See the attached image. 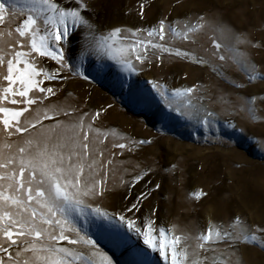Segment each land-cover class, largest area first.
Segmentation results:
<instances>
[{
  "label": "rangeland",
  "instance_id": "obj_1",
  "mask_svg": "<svg viewBox=\"0 0 264 264\" xmlns=\"http://www.w3.org/2000/svg\"><path fill=\"white\" fill-rule=\"evenodd\" d=\"M88 3L91 7L86 14L98 29L97 35H108L119 28L126 37L116 42L119 47L151 40L173 49V54L149 45L145 63L136 61L133 53L136 70L127 72L103 50H85L81 30L70 26L71 36L64 43L65 58L88 79L65 69L61 76L67 79L44 82L43 86L53 87L56 92L45 103L60 105L69 112L79 110L73 117L61 119L99 112L94 128L114 133L105 141L115 153V156L105 154L106 159L113 160L107 165L112 169L107 191L86 200L93 208L109 213L112 219L90 215L85 224V219L79 218L82 234L95 240L97 249L110 257L112 264H143L145 260L149 264H166L159 251H153L144 244L142 236L119 222L123 214L142 227V222L146 224L151 219L157 246L160 228L166 229L168 239L183 237L179 247H187L190 261L196 258L199 264H264V231H259L264 229V79L250 81L249 73L232 61L221 69L222 75L209 64L195 62L203 57L215 65L224 64L211 53L229 55L226 47L235 40L227 37L234 33L242 41L237 45L239 52L255 66L256 72L264 75V0H88ZM200 16L208 23L193 37L195 43L168 31L169 28L180 31L184 24H195ZM24 18L20 17L18 22ZM161 21L165 39L148 37L147 32L158 29ZM213 24L223 25L228 31L224 36L213 33L210 27ZM15 26L0 25V30L9 27L14 30ZM213 39L226 47L216 50ZM176 49L191 55L178 57L174 54ZM137 51L143 54V45ZM37 59L49 71L58 68L50 58ZM150 82L163 85L169 95L178 88L195 89L190 94V103L188 98H176L173 108L187 106L193 112L198 110L200 115L211 111L214 118L206 127L197 119L173 111ZM253 97L254 103L246 105ZM247 107L254 111L249 113ZM88 122L85 118V123ZM141 140L150 143L140 144ZM115 142L128 147L112 149ZM137 176H142L138 182ZM197 192L204 195L197 199L194 195ZM141 193H147V198L142 200L139 211L128 213L126 207ZM203 221L207 222V228H203ZM209 227L236 233L247 229V235L254 234L261 242L247 243L242 237L228 242L218 240L215 234L213 242L198 241L197 237ZM198 243H205V248H198ZM58 246L88 254V248L82 244L73 246L62 241ZM194 252L199 256L193 257Z\"/></svg>",
  "mask_w": 264,
  "mask_h": 264
},
{
  "label": "snow or ice",
  "instance_id": "obj_2",
  "mask_svg": "<svg viewBox=\"0 0 264 264\" xmlns=\"http://www.w3.org/2000/svg\"><path fill=\"white\" fill-rule=\"evenodd\" d=\"M90 7L88 0H71L67 4H62L61 0H0V25H16L14 30L10 27L0 30V264H112L111 258L97 249L96 241L86 233L82 234L78 220L84 218L87 224L90 215L109 221L112 219L109 213L99 207L93 208L86 200L102 196L107 191L108 175L112 171L107 165H111L113 160L106 159L105 154L115 156V153L105 141L114 133L94 128L93 122L99 117V112L95 115L85 112L71 119H61L73 117V113L79 110L69 112L60 105L45 103L56 92L53 87L43 85L45 81L67 79L61 76L65 69L88 79L65 58L64 43L71 36L70 26L81 30L85 50H103L127 72L136 70L133 53L134 59L143 64L147 60L149 45L169 54H173V49L151 40L117 46L118 40L126 39L121 35V29L116 28L108 35H97L98 29L86 14ZM81 9L85 12L82 13ZM20 17L26 18L18 22ZM207 23L200 16L195 24H184L180 31L171 28L168 31L195 43L193 37ZM210 27L213 33L220 32L221 36L228 31L220 24ZM165 34L163 21L158 29L147 32L148 37L159 36L160 40L165 39ZM227 38L235 40V43L226 47L213 39V44L216 50L226 47L229 55L219 54L218 51L211 53L224 64L215 65L203 57H198L195 62L209 64L214 72L222 75L221 69L232 61L249 73L250 81L264 79V75L256 72L255 66L239 52L237 45L242 42L240 37L232 33ZM140 45H143V54L137 51ZM174 54L185 58L191 55L179 49ZM37 57L50 58L58 68L54 72L47 70ZM150 83L157 94L168 102V106L182 116L197 119L206 127L214 118L211 111L200 115L198 110L193 112L187 106L173 108L176 98H188L190 103V94L195 89L178 88L169 95L163 85ZM254 100L253 97L246 101V105L253 104ZM247 111L252 113L254 110L247 107ZM85 118H88L87 124ZM45 121L50 123L45 124ZM139 143L150 141L141 140ZM126 147L123 142L111 144L112 149ZM128 150L131 151V148ZM140 179L142 176H137L135 181ZM194 195L198 199L204 193ZM146 198L147 193H141L135 202L126 207V211L138 212L139 205ZM119 222L126 223L129 231L142 236L144 244L153 251H159L166 264H199L196 258L189 260L187 247H179L184 238L173 236L168 239L164 228L159 229L161 239L157 246L154 242L156 228L151 219L146 224L142 222V227L121 214ZM246 233L247 229L236 233L209 227L197 240L213 242L215 234L218 240L228 242L238 241L241 237L247 243L261 242L256 235ZM62 241L73 246L82 244L88 248V254L77 248L58 246ZM197 247L204 249L205 243H198ZM198 256L199 253H193V257ZM143 264L149 262L145 260Z\"/></svg>",
  "mask_w": 264,
  "mask_h": 264
},
{
  "label": "bare ground",
  "instance_id": "obj_3",
  "mask_svg": "<svg viewBox=\"0 0 264 264\" xmlns=\"http://www.w3.org/2000/svg\"><path fill=\"white\" fill-rule=\"evenodd\" d=\"M203 228L205 227V228H207V222L206 221H203Z\"/></svg>",
  "mask_w": 264,
  "mask_h": 264
}]
</instances>
